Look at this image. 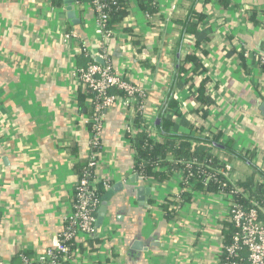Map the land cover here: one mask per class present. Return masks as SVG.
<instances>
[{
	"label": "crops",
	"instance_id": "0c3cea01",
	"mask_svg": "<svg viewBox=\"0 0 264 264\" xmlns=\"http://www.w3.org/2000/svg\"><path fill=\"white\" fill-rule=\"evenodd\" d=\"M128 2L129 14L105 34L88 0H74L76 25L64 0H0V257L6 261L49 248L70 213L90 138L89 103L71 76L83 62L80 42L94 59L107 53L115 72L145 88V111L151 122L158 118L159 131L166 119L175 135L220 132L231 141L227 153L217 150L232 166L229 181L251 172L264 181V75L238 56L264 38V0H154L149 16L137 0ZM69 31L74 39L65 38ZM125 121L116 106L103 115L94 174L108 178V188L121 186L108 201L98 242L78 236L72 264H218L228 198L197 182L182 185L176 170L164 181L131 179L134 151Z\"/></svg>",
	"mask_w": 264,
	"mask_h": 264
},
{
	"label": "built area",
	"instance_id": "2783aa9c",
	"mask_svg": "<svg viewBox=\"0 0 264 264\" xmlns=\"http://www.w3.org/2000/svg\"><path fill=\"white\" fill-rule=\"evenodd\" d=\"M98 32L109 34L110 30L106 28L105 22L108 14L106 12L105 0H90ZM146 16H149L146 13ZM65 38L74 39L76 34L69 31L64 34ZM84 56L89 57V50H84ZM100 57L104 63L88 62L85 66L76 65L71 69V76L77 84L85 91H91L95 94V100L92 102L87 99L89 106H92L94 113L89 114L85 123L89 130V145L87 152V166L94 172L98 163V157L101 155L103 115L111 107H119L126 113V121L123 125V134L131 143L138 133L143 132L149 139L157 141L159 136L156 134L151 122L152 115L146 113L147 92L142 86H138L129 81L124 74L114 71L111 60L107 53H102ZM244 57L254 58L255 64L260 68V73L264 75V54L256 49L244 51ZM117 89L120 93H112ZM140 119H138V118ZM135 118L139 121L135 122ZM218 162L212 163L210 158L189 159L178 161L182 164V169L177 171L179 183L188 185L196 180L189 178H200L203 185L210 179H216L221 174L226 181L221 186L227 190H220L218 193L228 198V210L226 222L230 223L235 231L228 244L224 242L220 245L218 255V264H264V221L260 219V210L263 204L257 198L249 197L242 187L229 181L231 164L222 158L217 157ZM137 160L134 157V164ZM134 164L132 169L135 172ZM185 169L187 172L185 173ZM142 178V177H141ZM146 177L143 179H148ZM107 179L99 180L94 174L93 179L88 176H79L74 186L73 201L70 213L65 216L64 228L62 232L54 238L49 248L38 252L36 256H31L25 252H19L16 257L17 263L6 261L0 257V264H72L74 258V249H71V240L77 236L88 237L97 232L95 229V219L97 208L101 198L97 193V182L102 181L104 188H108ZM235 194H241L248 199V205H243L234 198ZM1 226V219H0ZM86 243V242H83ZM225 254L226 258L221 262L220 255ZM245 256V257H244Z\"/></svg>",
	"mask_w": 264,
	"mask_h": 264
},
{
	"label": "trees",
	"instance_id": "16d2710c",
	"mask_svg": "<svg viewBox=\"0 0 264 264\" xmlns=\"http://www.w3.org/2000/svg\"><path fill=\"white\" fill-rule=\"evenodd\" d=\"M76 2H80L83 0H75ZM85 1V0H84ZM90 1V0H88ZM57 4L61 3V0H54ZM107 8L106 12L108 14L107 20L105 22V26L107 29L114 28L119 26L123 21V18L129 14V2L128 0H105ZM138 6L141 10L150 14L155 12L156 3L154 0H137ZM252 17V16H251ZM204 19V15H200L198 20ZM80 53L79 57L82 58V63L79 66H85L88 62H95V59L91 56H84V50L87 48V45L80 42ZM88 49V48H87ZM246 51V50H244ZM244 51L242 49L239 50L238 56L240 62L245 65L246 58L244 57ZM187 60H194L193 56H187ZM251 63L255 64L254 58L250 59ZM112 93H120L117 89H113ZM79 95L80 97H85L90 101L95 100V94L91 91H85L81 87H79ZM199 96L202 97L203 92L201 91ZM201 101V100H200ZM88 113H94L92 106L88 107ZM164 107L160 109L162 112ZM138 118V117H137ZM135 118V122L139 121L140 118ZM170 121L163 119L160 125V131L157 133L159 135V140L154 141L149 139L143 132L138 133L131 140V146L134 151V157L137 160V163L134 164V170L137 172L140 177H153L158 181H164L168 178V174L171 171H179L182 169V164L178 161L181 160H189L193 158L197 159H208L210 158L212 163L218 162V151L222 150L224 152L227 149L231 148V141L226 140L223 141L220 139V132L211 133L207 132L203 135V139H192L189 136H181L171 134L169 132ZM215 149L214 151L212 149ZM229 154V153H228ZM249 158L252 159V154L249 155ZM88 160L79 166V176H88L89 179H93L94 172L91 168L87 166ZM165 167V170H161V168ZM260 169L262 167L260 166ZM187 170L185 169V173ZM189 180H196L194 182L200 183L205 191H213L219 192L220 190H227L226 187H222L221 183L226 181L221 174L216 176V179H210L203 185V182L200 178L194 179L189 178ZM228 187L230 184L226 181ZM236 185L242 187V189L247 193L249 197L253 196L261 201L264 206V181L259 180V177L255 175L254 172H251V175L244 181H238L235 183ZM184 185V182H182ZM97 193L101 198L104 193L103 183L102 181H98L97 184ZM200 186V187H201ZM234 198L238 200L243 205H248V199L244 198L241 194H235ZM165 205V204H164ZM224 232H225V244H228L231 241V236L235 231V228L228 222L224 224ZM77 238H79L77 236ZM76 238H72L71 240V249L75 248ZM82 242H87L88 244H93L98 242V238L96 237V232L92 233L90 236L83 239ZM245 257V256H244ZM221 262H223L226 258L225 254L220 255ZM221 264V263H220Z\"/></svg>",
	"mask_w": 264,
	"mask_h": 264
},
{
	"label": "water",
	"instance_id": "95a60500",
	"mask_svg": "<svg viewBox=\"0 0 264 264\" xmlns=\"http://www.w3.org/2000/svg\"><path fill=\"white\" fill-rule=\"evenodd\" d=\"M64 4H65V10H66V16H67V18L70 20V22L72 24H75V25L78 24L80 20L76 17L74 0H64ZM254 49H256L259 52H261L262 54H264V38H260V39L257 40ZM95 61L96 62H99L101 64L104 63L103 59H101L99 57L96 58ZM260 110L261 111H264V103H263V105L260 106ZM152 124H153L154 128L157 131H159L158 118H155V119L153 118ZM138 178L140 179L139 176L134 175V176H132L131 179L138 180ZM120 186H121V184H115V185L111 186L101 196L100 204H99V206L97 208L96 219H95V229L96 230H98V228L102 224L103 219H104V217L106 215L108 201L112 197L113 192L115 190H117ZM141 188L143 189V187H140L139 188L140 191H141ZM147 189L148 188H146V191H147Z\"/></svg>",
	"mask_w": 264,
	"mask_h": 264
}]
</instances>
